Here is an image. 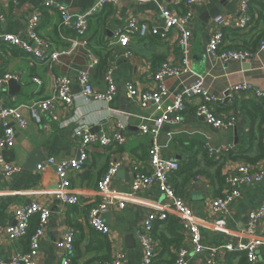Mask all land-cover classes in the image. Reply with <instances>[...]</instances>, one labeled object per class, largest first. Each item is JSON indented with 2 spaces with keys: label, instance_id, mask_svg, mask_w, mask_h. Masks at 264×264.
Here are the masks:
<instances>
[{
  "label": "crops",
  "instance_id": "0c3cea01",
  "mask_svg": "<svg viewBox=\"0 0 264 264\" xmlns=\"http://www.w3.org/2000/svg\"><path fill=\"white\" fill-rule=\"evenodd\" d=\"M97 1L0 0V35L23 37L28 20L37 13L40 16L38 35L47 43L50 52L60 53L57 62L42 65L19 48L0 44V76L10 77L6 83L0 84V102L6 106L20 107L27 121L24 129L10 121L15 132L14 144L4 151L6 160L21 167L22 171L15 176L6 177L0 168V261L28 252L27 236L18 242H12L7 237L6 229L15 225V214L19 208L36 202L50 211V218L39 242L35 264H62L63 252L58 249L57 243L68 232L74 236V256L70 264H90L93 259L105 262L117 255L123 256V264H140L142 253L135 230L150 215H158L168 204L156 186L137 193L131 191L135 171L149 173L147 148L150 137L141 134L140 127L149 124L147 119L152 110L142 109L131 103L126 98L124 85L131 82L140 92L153 90L156 87L153 74L159 65L163 62L174 64L180 60L178 32L173 30L162 35L160 31L157 36L148 35L142 39L131 36L129 48L132 56L125 58L123 55L126 48L112 43L116 41V30L133 18L150 28L162 27L155 3H138L132 0H117L115 4L105 5L94 13L89 18L88 30L82 38L78 37L71 26H61L60 15L55 6H64L70 14L77 16L92 9ZM221 1L223 0H206L190 6V66L194 75L165 80V85L172 94H179L198 77L203 79L205 89L218 101L224 99L228 89L238 84L249 83L257 88H264V54H259L248 62L222 63L206 53L207 44L217 29L222 30L223 45L228 49L250 47L259 32L264 30V14L258 15V4L250 5L252 24L249 28L237 31L234 29V22L241 0H226L225 7L218 11L217 6ZM48 2L53 4L52 7L44 6ZM158 2L178 15L187 10L184 0ZM215 11L220 13L217 17L223 21L220 25L215 23L217 17L212 18ZM74 21L73 19L72 22ZM90 54L98 61L90 69L91 85L95 93L105 92L107 86L103 78L104 72L107 68L113 69L112 80L117 86V94L109 103L91 101L85 104L82 100L77 77L80 71L87 68ZM102 60L106 62L104 70V63L100 65ZM61 77L71 80L73 103L69 106L58 105L52 114H41L40 123H37L27 109L28 106L51 97L56 81ZM35 78L40 80V85L33 81ZM250 100L258 103L264 110L263 102L245 93H237L231 101H225L224 106L212 105L216 114L235 118L233 127L223 129L214 128L202 118L194 116L195 105L201 101L193 99L182 121L176 125L164 126L159 135L158 144L162 156L180 163V169L170 179L176 196L191 209L194 221L200 226L202 243L208 248L201 254L191 255L189 264H245L243 253L219 249L236 240L247 224L248 214L257 210L264 202V181L256 186H241L240 197L234 200L224 215L226 233L214 230L213 224L219 217L212 214L211 204L224 193V177L233 175L239 166L256 167L264 160V135L261 136L256 128L251 129L249 118L243 112V103ZM118 123L124 125L122 133L125 143L107 149L99 146L87 148L88 159L84 167L80 171L70 172V190L79 199L74 206H64L60 202L54 167L50 166L43 172L24 169L28 157L36 150L45 153L42 161L49 157L58 160L78 158L82 147L75 132L82 125L88 127L92 134L104 131L112 135ZM228 144L235 147L232 152L210 154L207 151V148L218 150ZM111 158L122 163L120 170H127L125 175H116L111 182V189L118 193L115 204L123 201L125 206L123 209L111 207L104 217L109 234L101 236L90 227L88 212L99 203L97 183ZM36 224V217H33L30 229ZM179 225L182 242L179 246L172 244L164 249L157 239L158 233L165 231L164 226L160 221L153 224L154 230L156 229L153 238L157 256L165 264L173 263L180 247L190 246L187 229L180 223ZM259 233L264 237V223L260 224ZM165 234L171 238L168 232ZM105 239L109 248L102 244L106 243ZM258 264H264V246L260 249Z\"/></svg>",
  "mask_w": 264,
  "mask_h": 264
},
{
  "label": "built area",
  "instance_id": "2783aa9c",
  "mask_svg": "<svg viewBox=\"0 0 264 264\" xmlns=\"http://www.w3.org/2000/svg\"><path fill=\"white\" fill-rule=\"evenodd\" d=\"M138 3H155L158 7L159 15L162 20L161 29L152 27L140 22L137 18L131 19L125 26L115 32V42L119 46L126 48L123 55L125 58L132 56L129 48L130 37L145 38L148 35L157 36L162 31V35L170 31L178 32L177 45L180 49V60L178 63L163 62L155 70L153 81L156 87L153 90L138 91L131 82L124 85L126 98L137 104L142 109H151L152 114L147 119L149 124L140 127V133L150 137L147 148V164L149 173L144 174L142 171H135L131 180V191L137 193L156 186L159 192L167 200L168 204L159 212L158 215H150L143 224L135 230V237L141 250L142 257L140 264H165L158 259L156 246L153 238V224L156 221L163 222L168 215H172L176 220L187 229L190 235V246L180 247L174 256L172 264H189L190 257L193 254H201L208 248L202 243L200 235V226L194 221L189 206L178 196H176L173 185L170 182L171 176L180 169V163L172 158H164L161 153V147L158 144V138L161 130L167 125H176L182 121L184 114L187 112L188 105L193 99H200V103L195 105L193 110L194 116L202 118L208 125L214 128H229L235 124L234 117H224L215 113L212 105L224 106L225 101H231L237 93H245L254 99L264 103V88L260 89L249 83H242L232 86L224 99L216 100L211 96L204 87L203 79L196 78L186 86L179 94H172L165 80L178 76H193L190 66V50L192 32L188 27L192 19L190 6L198 5L206 0H184L187 10L178 15L170 10L166 5L159 4V0H132ZM117 0H98L92 9L80 15L70 14L64 6H55L60 15V24L63 27L71 26L79 38L84 37L88 30L89 18L94 13L101 10L105 5L115 4ZM264 3V0H241L238 5V12L234 22V29L237 31L246 30L252 24L250 15V4ZM48 2L44 6L52 7ZM75 20L72 22V20ZM40 23L39 14H34L27 22L25 34L18 37L12 34L0 35V44L9 45L19 48L26 54L42 65H49L57 62L60 53L50 52L47 43L40 38L37 28ZM215 23H223L220 17L215 19ZM224 34L222 30L217 29L212 34L206 48L209 57L221 61L222 63H243L248 62L259 54H264V40H261L257 46L250 50L228 49L223 45ZM111 43V44H112ZM89 63L85 70L80 71L77 77L78 85L81 88L82 100L85 104L91 101L111 102L117 94V86L112 80L113 69L107 68L104 72V82L106 90L103 93H95L91 85L90 69L95 67L98 61L93 55H89ZM0 60V68H2ZM10 79L4 76L0 79V84L6 83ZM40 85L39 79L33 80ZM71 80L67 77L58 78L56 81L54 94L48 99L37 101L28 106L32 118L40 123L41 114H52L58 105L69 106L73 103V94L71 92ZM218 102V103H217ZM10 121L15 122L18 128L27 127V121L22 115L20 107L6 106L0 102V122L2 133L0 134V168L6 177H12L22 171V168L6 160L4 151L9 150L14 144L15 132L10 126ZM108 121V120H107ZM124 125L117 124L114 134L109 135L104 131L92 134L88 127L82 125L75 134L80 140L82 149L78 158L58 160L49 157L42 161L37 170L45 171L52 166L55 169L57 181V196L64 206H74L78 204L79 199L75 193L70 190V172L80 171L88 159L86 150L91 146L101 148H111L114 145H123ZM264 145V141H263ZM234 146L231 144L221 146L218 150L207 148L208 153L213 152H232ZM122 163L117 159L111 158L107 168L97 183L96 192L99 203L92 207L88 212V221L90 227L101 236L109 234V228L104 221L105 215L111 207L116 206L123 209L125 203L118 200V193L111 189V182L121 169ZM264 181V160L256 166L249 165L239 166L233 175H227L223 179L224 193L212 201L211 212L219 217L214 222L213 227L217 232L226 233V221L224 215L229 211L235 199L240 197L239 189L241 186H256ZM36 217L37 226L34 233L29 238V250L27 253L15 254L12 258L0 261V264H35V259L39 254V242L45 234V230L50 218V211L32 202L28 206L21 207L15 214V225L6 229L7 237L12 242H18L28 235L30 221ZM264 223V202L261 206L248 214L247 224L243 231L236 237L232 243L225 244L219 250L227 252H240L245 256L246 264H258L260 249L264 246V237L259 233L260 224ZM59 250L63 252V263L70 264L74 256V236L71 232L65 233L57 243ZM214 251V250H212ZM94 264H123V256L117 255L110 261L95 262ZM209 264H216L210 262Z\"/></svg>",
  "mask_w": 264,
  "mask_h": 264
},
{
  "label": "trees",
  "instance_id": "16d2710c",
  "mask_svg": "<svg viewBox=\"0 0 264 264\" xmlns=\"http://www.w3.org/2000/svg\"><path fill=\"white\" fill-rule=\"evenodd\" d=\"M251 4H254V3H251ZM257 4L260 6V12H258V15L260 16L261 13L264 14V3H257ZM261 40H264V30L259 32L258 37L251 42L250 47L249 46H248V48L245 47V48H243V50H250V49L255 48ZM107 56L108 55L106 54V57ZM103 63H104V65L102 67V70H104V67L106 64L105 60H102L100 62V65H102ZM0 77H3V76H0ZM242 107H243V112L249 118L251 129L253 130L256 128L258 130V132L261 133V136L264 135V133L262 132V129L264 126V110L262 109V107L258 103L254 102L252 100L244 102ZM263 131H264V129H263ZM262 151H263V157H264V145H262ZM36 222H37V220H36ZM161 224L164 226L165 231H161L160 233H158L157 239L160 240L164 249L167 248L168 246L172 245V244L179 246L183 240V237L179 234V231L181 230V226L179 225L178 221L173 216L168 215L166 220L161 222ZM36 226H37V224L35 225V227L33 229H30V226H29L28 235L26 237V239L28 241H29L30 236L34 233ZM165 232H168L170 234L171 238H168L166 236ZM153 234L154 235L156 234V229L155 230L153 229ZM105 242L106 243L102 242V244L104 246H106L107 248H109V243L106 239H105ZM95 262H99V261H96V259H93L90 262V264H94ZM245 264H246V261H245Z\"/></svg>",
  "mask_w": 264,
  "mask_h": 264
},
{
  "label": "water",
  "instance_id": "95a60500",
  "mask_svg": "<svg viewBox=\"0 0 264 264\" xmlns=\"http://www.w3.org/2000/svg\"><path fill=\"white\" fill-rule=\"evenodd\" d=\"M225 3H226V0H223L220 2V4H218V6H217L218 11L222 10L225 7ZM219 14H220L219 12L215 11L212 18L217 17ZM11 84H12V82L10 81L9 85H11ZM44 157H45V153L40 151V150H36V151L32 152V154L28 157V159L26 161V165L24 166V169L30 170V171L37 170V166L42 162ZM126 172H127L126 169L120 170V171H118L117 176L119 177V176L125 175Z\"/></svg>",
  "mask_w": 264,
  "mask_h": 264
}]
</instances>
